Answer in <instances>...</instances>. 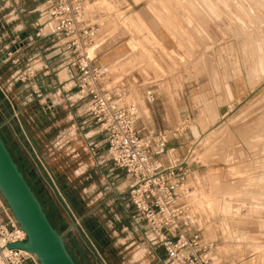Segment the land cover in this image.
Masks as SVG:
<instances>
[{
	"label": "rangeland",
	"instance_id": "1",
	"mask_svg": "<svg viewBox=\"0 0 264 264\" xmlns=\"http://www.w3.org/2000/svg\"><path fill=\"white\" fill-rule=\"evenodd\" d=\"M85 1L97 13L100 40L114 35L130 46L118 58L100 50L110 67L107 86H125L150 121L161 98L177 110L189 106L180 119L188 146H169L190 156L188 199L218 264H264V0H177L185 16L173 22L158 6L163 0ZM229 1L245 2L243 16L227 12ZM47 6L48 0H0V133L78 264H164V250L153 248L133 220L125 172L107 159L103 136L84 123L82 104L68 99L67 71L47 63L54 48L29 37L34 24L46 22L40 12ZM228 21L244 27L251 43L259 35V54L226 52L219 34ZM161 27L176 47L159 39ZM243 75L255 90L227 111L197 87ZM148 90L159 95L154 105L145 102Z\"/></svg>",
	"mask_w": 264,
	"mask_h": 264
},
{
	"label": "built area",
	"instance_id": "2",
	"mask_svg": "<svg viewBox=\"0 0 264 264\" xmlns=\"http://www.w3.org/2000/svg\"><path fill=\"white\" fill-rule=\"evenodd\" d=\"M44 16L51 30L42 32L37 24L33 37L54 48L51 58H60L59 66L72 83L68 99L82 104L84 123L103 136L107 159L125 172L133 220L144 238L164 250V264H218L214 242L205 241L199 214L188 199L190 156H177L176 147L169 146L170 136L183 131L181 123L176 131L153 127L140 104L128 99L125 86H107L110 67L96 53L101 43L97 13L85 0H48ZM158 99L156 90L147 91V104ZM184 117L193 121L191 113ZM26 240V231L0 193V264H41L36 254L9 247Z\"/></svg>",
	"mask_w": 264,
	"mask_h": 264
},
{
	"label": "crops",
	"instance_id": "3",
	"mask_svg": "<svg viewBox=\"0 0 264 264\" xmlns=\"http://www.w3.org/2000/svg\"><path fill=\"white\" fill-rule=\"evenodd\" d=\"M163 2H164L163 4H161L160 2L158 6L159 8L161 7L160 8L161 12L163 13L164 17L167 18L170 22L174 21V16L177 18L178 16H185V11L178 4L177 0H163ZM233 2L234 1L230 3L229 1V4H227V6L223 5V7L230 8L227 10V12L229 14H232L234 19H235V14H238L239 16H243L242 11L243 8L245 7V2L238 1V4H234ZM162 6H164L163 10H162ZM166 6L172 9L166 10ZM195 7H197L196 4ZM190 11L191 14L196 13L195 11L193 12L192 10ZM224 12L226 11L224 10ZM40 16L41 17L44 16L43 10L40 12ZM44 24L45 27H43L42 29H45L48 26L51 27V24L47 22V19L46 22L44 21V23L41 25L43 26ZM36 25L37 24H34V27L37 29ZM225 30H226L225 34L224 35L219 34L220 35L219 37L223 40L222 41L223 48L227 49L226 52L228 54H244L247 52H254V54H259L260 43L258 39L259 38L258 34L256 36H253L252 38L253 41L251 43V41L249 40L251 38L245 33V28L240 26L239 23L238 26H236L233 22L228 21V26ZM33 36H34L33 33L29 35V37H33ZM113 36H108L107 38H105V40L101 41L99 47L97 48L96 53L99 62L102 61V60L100 61V58H102L100 56L101 55L100 50H104V49L109 50V52L112 53V57L115 56L118 58V56H120L125 52L124 50L127 49V47L128 49H130V46L122 47V44L124 42H121L117 39L113 40L114 39ZM158 37L160 40H162L165 46L173 48L176 47L177 45L174 36L166 28L161 27V29L158 30ZM251 46L253 51H251L250 48ZM247 48L249 49L248 51H246ZM263 60L264 59L261 56L259 62L261 70H264V66L262 65L264 63ZM59 62H60L59 57H55L54 61L47 59V63L51 66ZM62 77H63L62 79L66 78V76H62ZM197 87L199 88L198 90L205 88L206 94L208 93L211 97H213L212 101L216 103V106H218V108L220 109L224 107L222 111H227L233 103H239L240 101L247 98V96H249L255 90L245 75L241 77L233 76L225 82L221 80V78L217 80H206L205 83L199 84ZM155 105L157 108L155 106L153 107L152 121H150L149 125L157 128H169L173 131L179 129L180 119L182 117V114L186 113L187 111H190L189 106H187V108H182L181 110H177V108L174 105L170 104L166 100H162V98ZM203 105L204 104L202 102H196V104L191 102L190 107L196 106V108L200 110L203 107ZM184 132L185 130L178 132L177 137L171 135L172 138L170 139L169 145L176 144L180 147V149H184V148L186 149V147L188 146L187 143L188 136Z\"/></svg>",
	"mask_w": 264,
	"mask_h": 264
},
{
	"label": "water",
	"instance_id": "4",
	"mask_svg": "<svg viewBox=\"0 0 264 264\" xmlns=\"http://www.w3.org/2000/svg\"><path fill=\"white\" fill-rule=\"evenodd\" d=\"M26 133L35 144L27 130ZM0 193L27 234L26 241L9 247L22 248L36 254L41 264H78L69 251L63 234L48 216L1 133Z\"/></svg>",
	"mask_w": 264,
	"mask_h": 264
},
{
	"label": "bare ground",
	"instance_id": "5",
	"mask_svg": "<svg viewBox=\"0 0 264 264\" xmlns=\"http://www.w3.org/2000/svg\"><path fill=\"white\" fill-rule=\"evenodd\" d=\"M258 28V27H257ZM263 44V43H262ZM5 58H7V57H5ZM198 125V124H197ZM200 127V126H199ZM193 131H194V133H195V136L197 137V138H200L201 137V133H200V131H199V129H198V127L197 126H194L193 127ZM200 140V139H199Z\"/></svg>",
	"mask_w": 264,
	"mask_h": 264
}]
</instances>
